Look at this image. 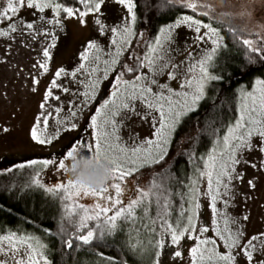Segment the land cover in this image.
Masks as SVG:
<instances>
[{"label":"snow or ice","instance_id":"obj_1","mask_svg":"<svg viewBox=\"0 0 264 264\" xmlns=\"http://www.w3.org/2000/svg\"><path fill=\"white\" fill-rule=\"evenodd\" d=\"M115 3L126 9V16L121 25L111 28L110 44L113 51L107 53V59H102L103 49L95 42H89L80 55L81 63L72 71L59 68L43 94L39 107L41 113L35 118L30 130V138L39 145H50L58 138L60 128L65 131L75 130L77 124L71 119L77 116L79 108L70 111L69 117H60L61 107L57 106L55 114V131L49 134V116L52 115V101H60L61 97L54 94V89L70 93L69 88L58 83L61 77H70L72 81L82 85L83 91L70 93L82 97L81 104L87 105L96 98L101 84L100 65L103 67V80L115 73V84L109 99H105L96 109L95 115L90 117V127L93 130L94 142L83 141L76 143L66 151V155L59 159L33 160L27 167L34 169L29 187L35 186L56 198L63 209V220L72 226V233L68 235V228H60L62 234L68 235L63 241L67 249H76L81 246L93 245L104 241L123 231L124 225H129L128 239L125 242L129 254L142 256L149 252L153 257L151 264H162L161 257L167 248L165 237H169L172 245H180L187 238L194 241L188 252L190 264H237L242 256L246 264H264V232L254 234L245 239V232L241 222L230 215L227 209L234 198L233 181L243 180L242 173L237 171V165L247 164L244 153L258 150L264 154V79L257 78L251 90L241 88L238 95V115L233 122L225 126L223 132L215 131V139L211 148L203 156L194 152L188 153V159L193 165L192 175L187 182L176 181L174 176L163 175L154 179L147 187H137L133 184L134 173L141 169L153 166H165L168 163L170 145L175 132L183 119L190 113L197 111L199 103L206 96V89L212 81L222 77L210 72L214 66V59L222 47L224 37L220 29L213 24L202 22L196 17H206L213 20V10L210 7L198 6L188 0H166L169 5H179L191 11L192 15L179 16L174 24L160 27L158 34L149 42L144 32L136 31L137 3L135 0H114ZM104 0H73V4L82 7L70 6L64 0H3L0 4V24L8 22L6 27H0V37L11 40L12 34L27 30L30 41L38 36L51 38V42L42 44V57L34 65L42 70L43 76L49 71L51 49L56 46V34L52 30H41L33 22H26L22 18L16 19L18 13L26 8L39 13V22L45 25L59 26L62 30L61 14L65 18L77 17L81 24L84 18L92 13L101 12ZM48 9L52 18L46 19L43 13ZM99 25L100 34L105 33V25L99 17L94 20ZM227 33L231 34L248 53L249 63L256 64L257 59L264 64V38L257 41L252 38H241L242 34L249 37H259L261 32H245L236 28L230 22H215ZM186 26L197 35L199 42H210L211 49L199 60L190 63L185 71L180 90H174L167 83H158L156 76L168 72V80L177 78L174 65L167 58L166 45L172 42L174 29ZM206 31L201 34V30ZM134 40H139L145 46L144 54L138 55L136 62L124 64L121 58L125 53L131 55L130 49ZM27 46H31L30 43ZM189 59H192L191 55ZM3 61L0 60V63ZM119 65V67H117ZM147 69V72L143 70ZM128 73L134 75L125 78ZM83 74V81L77 79ZM150 74V75H149ZM39 79L33 76L32 91L36 92L35 85ZM154 87L156 91H154ZM137 103L143 112L137 110ZM126 114L140 116L142 119L151 117L154 125L153 138H148L131 146L121 142L120 122L117 117L130 118ZM3 131H8L7 128ZM138 139V138H137ZM257 140L259 143L254 144ZM94 156L99 162L101 159L112 166V174L107 183L99 188L92 189L79 185L66 174L71 170L73 155ZM39 165V168H36ZM55 165L62 177L61 182L48 185L42 181V172L49 166ZM255 163L251 167L255 168ZM24 168L25 165H20ZM264 167V157L261 160ZM8 171H11L9 169ZM131 177L132 179H129ZM173 180L180 187V191H171L168 181ZM203 185V187H202ZM249 187H255L252 180ZM178 198V209L174 206V199ZM202 200L208 202L211 209V225L198 224ZM223 205L218 208L217 204ZM139 210V216L137 213ZM248 220V216H243ZM147 221V223H144ZM158 235L159 239H149L145 245L140 239L141 231ZM46 235L48 229H43ZM214 233L208 236L209 232ZM224 251H221L220 248ZM49 246L38 235L31 233L20 234L17 231H0V264H52L48 256ZM101 264H128L126 259L105 256L99 253ZM182 257L180 250L174 251L173 259Z\"/></svg>","mask_w":264,"mask_h":264},{"label":"rangeland","instance_id":"obj_2","mask_svg":"<svg viewBox=\"0 0 264 264\" xmlns=\"http://www.w3.org/2000/svg\"><path fill=\"white\" fill-rule=\"evenodd\" d=\"M126 14V9L115 3L114 0H104L101 12L99 14L92 13L87 15L84 18V24H81L77 17L65 18V14L62 13L61 22L63 28L61 30L59 26L45 25L39 22L40 14L36 13L35 10L24 8L18 13L16 19L22 18L26 22H33L42 31L52 30L55 32L57 39L56 46L50 50L52 58L49 61V71L43 76H40L39 72L42 70L35 68L34 65L42 57V44L44 42L50 43L51 38L38 36L36 40L30 41L26 29L23 30V33L20 31L13 33L11 40L0 37V60L3 61L0 63V157L26 156L27 158L25 157L19 160L21 162L29 161V158L39 154L42 156L50 154L74 139L83 127L86 129L85 135L78 143L83 141L89 143L94 142L93 130L90 127V117L95 115L96 109L99 108L105 99L110 98L115 84L113 79L115 73L110 74L108 80L102 79L104 67L102 63L100 65L101 72L98 73V76L101 77V84L97 90L96 98L90 103L87 105L81 104L82 97L70 94L83 91L82 85L75 83L70 77H61L58 81V83L69 88L70 93H64L60 89H54V94L59 95L61 99L60 101H49L52 112V115L49 116V134L55 131V121L58 118L55 114L57 106L62 109L59 116L64 118L69 117L70 111L75 110L76 107L79 108L77 116L71 119V123L77 124L75 130L65 131L64 128L70 127V125L66 124L61 126L58 138L50 145H39L32 141L30 138V130L34 125L35 118L42 111L39 105L43 100L44 92L54 78L55 72L59 68H64L69 72L74 70L81 63L80 55L89 42L97 43L103 49L102 59H107V53L114 50L110 44V30L112 27L121 25ZM43 15L46 19L52 18V13L48 9L45 10ZM182 15H186V13L178 15L173 21L162 25V27L174 24L176 19ZM97 16L105 25V33L103 35L100 34L99 25L94 23ZM194 18H199L202 22L213 24V26L216 25L215 27L218 26V29L220 31L222 30V27L212 19L196 16ZM7 23L6 21L0 24V27H6ZM204 31L206 29H202L201 34ZM157 34L158 32L154 34V37ZM196 35L193 30L188 29L186 26H181L173 30L172 42L166 45V50L168 52L167 58L171 60V63L179 65L176 69L177 78L172 81L168 80V72L172 71L171 66H169L163 75L155 77L158 83H167L172 89L180 90V84L184 79L187 66L195 60H199L211 49L210 42H199L195 39ZM261 35L264 37V33H261ZM29 43L31 45L30 47L27 46ZM222 49L223 46L219 50ZM190 55L192 59H189ZM122 61L123 57L121 58ZM143 71L147 72V69ZM33 76H36L40 81L39 84L35 85L36 92L31 90L34 86L32 83ZM77 79L83 81L85 77L83 74H78ZM254 82L250 89L246 90H251ZM154 91H156L155 87ZM137 110L141 113L143 112V109L139 107L138 103ZM126 115L130 116V118L117 117V120L120 122L119 135L122 143L131 146L133 143H139L145 139L153 138L154 125L151 117L142 119L140 116ZM5 128L8 131H3ZM253 143L258 144L259 142L254 139ZM262 157H264V154L258 150L244 153V159L248 163L237 165V171L242 173L243 180L233 181L234 198L227 209L228 215L237 218L241 222L245 232V239L251 235L264 232V167H261ZM252 163H255L257 166L255 168L251 167ZM158 167L162 168V166ZM57 169L53 173L49 172L46 176V184L54 185L61 182L62 177ZM192 169L188 170L186 182L188 177L192 175ZM249 180L254 182L255 187H249ZM217 207L222 208L223 205L218 203ZM245 215L248 216V220L246 221L243 220V216ZM211 219L212 214L210 207H208V202L202 200L198 224L210 227ZM149 234H146V240L149 239L151 235ZM207 235L213 236L214 233L210 231ZM169 242L168 250L161 257L162 264H190L188 252L194 245V241L185 238L180 242V245H172L169 238ZM175 250L182 252L181 258L173 259ZM220 250L224 251L222 247ZM148 264H151V261ZM237 264H246V261L241 256Z\"/></svg>","mask_w":264,"mask_h":264},{"label":"trees","instance_id":"obj_3","mask_svg":"<svg viewBox=\"0 0 264 264\" xmlns=\"http://www.w3.org/2000/svg\"><path fill=\"white\" fill-rule=\"evenodd\" d=\"M64 2L70 6L82 7L73 4V0H64ZM135 2L137 3L136 31L144 32L149 41L162 25L173 21L180 14H192L190 10L183 9L179 5L167 4L166 0H135ZM2 3L3 0H0V4ZM221 34L224 37L223 49L218 51L210 72L221 76L222 79L210 83L206 89V96L199 103L197 111L183 119L170 145V159L167 165L162 168L153 166L134 173L133 184L137 187L141 185L147 187L154 179L169 174L174 176L176 181L186 182L188 170L193 168L188 159V153L194 152L199 157L208 152L215 139V131L219 130L222 133L225 126L233 122V117L237 116L239 90L241 88L250 89L257 78L264 79V64L258 59L256 64L249 63L248 53L243 46L231 34L227 33L225 28H222ZM241 38H252L259 41L264 37L262 35L249 37L245 33ZM144 50V44L139 40H134L130 49L131 55L125 53L122 63H135V58L138 55H143ZM133 75V73H128L125 78ZM85 130L83 127L74 139L56 151L43 156L40 154L32 156L29 161L19 162L26 156L0 157V231L6 233L11 230L20 234L31 233L40 236L43 242L49 246L48 256L52 264H101L99 253L117 259H126L128 264H148L152 259L149 252L134 257L124 246L128 239L129 225H124L122 232H118L116 236L108 237L104 241L81 246L78 250L76 242H74L73 249H67L63 241L68 238L73 229L63 220V209L60 202L51 194L44 192L43 189H38L35 186L29 187L34 169L27 165L33 160L63 157L71 146L82 140ZM22 164L25 165L24 168L18 166ZM39 167L36 165V168ZM9 169L11 171H8ZM56 169L57 166L51 165L43 170L44 183L49 172L53 173ZM67 176L69 177V173ZM129 179L132 178L129 177ZM48 185L46 184V186ZM168 185L173 192L181 190L173 180H169ZM174 206L178 209V198L174 199ZM137 213L139 216L138 210ZM62 225L68 228V235L60 232ZM43 229H48L50 233L56 235H46ZM140 231V239L145 245L148 244L149 239H159L158 235L149 234L150 237L146 240L147 233L142 228ZM165 242L167 248L161 250L163 253L169 248V237H165Z\"/></svg>","mask_w":264,"mask_h":264},{"label":"clouds","instance_id":"obj_4","mask_svg":"<svg viewBox=\"0 0 264 264\" xmlns=\"http://www.w3.org/2000/svg\"><path fill=\"white\" fill-rule=\"evenodd\" d=\"M213 10L214 22H230L245 32L264 33V0H188ZM112 166L94 156L73 155L69 178L92 189L103 187L110 179Z\"/></svg>","mask_w":264,"mask_h":264}]
</instances>
